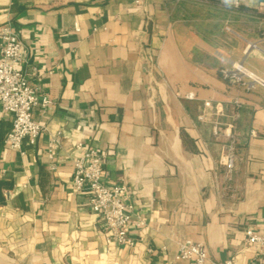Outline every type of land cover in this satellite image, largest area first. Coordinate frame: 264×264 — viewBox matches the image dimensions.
I'll return each instance as SVG.
<instances>
[{"label":"crops","instance_id":"crops-1","mask_svg":"<svg viewBox=\"0 0 264 264\" xmlns=\"http://www.w3.org/2000/svg\"><path fill=\"white\" fill-rule=\"evenodd\" d=\"M219 3L0 0V26L12 24L23 69L50 101L33 110L46 131L20 151L6 147L12 118L0 108V264H194L177 259L186 239L205 246L209 264H264L245 233H264V87L221 74L243 64L264 79V52L244 53L248 42L264 51V0ZM236 99L228 182L222 146L198 118L205 101L231 116ZM79 143L103 157L106 185L129 191L133 248L107 244L90 194L75 189Z\"/></svg>","mask_w":264,"mask_h":264},{"label":"built area","instance_id":"built-area-1","mask_svg":"<svg viewBox=\"0 0 264 264\" xmlns=\"http://www.w3.org/2000/svg\"><path fill=\"white\" fill-rule=\"evenodd\" d=\"M197 5H209L213 0H175ZM219 5L231 10L240 8V0H218ZM230 31V29H227ZM264 40V33H263ZM25 46L11 23L0 26V108L12 118V129L7 135L6 147L20 151L24 141L35 145L46 131V127L33 120V110L37 107L46 109L50 103L47 96L40 97L36 88L30 83L23 69ZM252 50L264 52L255 43L248 42L245 55ZM224 80L230 85L252 91L257 86L264 87L261 79L248 71L243 64L229 63L222 69ZM235 111L231 116L226 114L222 103L205 101L198 120L211 126L214 140L222 146L221 165L225 168L228 182H232L236 172L237 147L240 141L238 131L239 111L241 102L234 100ZM61 147V133L51 138L49 156L53 160ZM78 156L73 161V185L79 192L90 194V207L104 222L107 244H117L133 248L136 245L131 234L134 205L129 202L131 195L125 186L111 187L103 182V157L99 152L89 149L84 143L75 147ZM139 222L138 225H142ZM246 243L259 248L264 260V233L253 229L246 230ZM177 259L209 264L210 257L202 244L186 239L178 243ZM226 264H234L232 261Z\"/></svg>","mask_w":264,"mask_h":264},{"label":"trees","instance_id":"trees-1","mask_svg":"<svg viewBox=\"0 0 264 264\" xmlns=\"http://www.w3.org/2000/svg\"><path fill=\"white\" fill-rule=\"evenodd\" d=\"M228 82V81H227ZM229 83V82H228ZM230 84V83H229Z\"/></svg>","mask_w":264,"mask_h":264}]
</instances>
